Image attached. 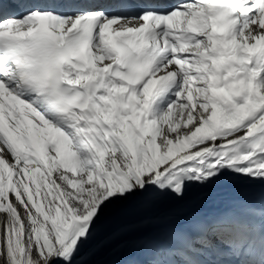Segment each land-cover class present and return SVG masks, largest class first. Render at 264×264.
Listing matches in <instances>:
<instances>
[{
    "label": "snow or ice",
    "instance_id": "1",
    "mask_svg": "<svg viewBox=\"0 0 264 264\" xmlns=\"http://www.w3.org/2000/svg\"><path fill=\"white\" fill-rule=\"evenodd\" d=\"M221 182L129 264H264V0H0V264H83L114 207Z\"/></svg>",
    "mask_w": 264,
    "mask_h": 264
},
{
    "label": "bare ground",
    "instance_id": "2",
    "mask_svg": "<svg viewBox=\"0 0 264 264\" xmlns=\"http://www.w3.org/2000/svg\"><path fill=\"white\" fill-rule=\"evenodd\" d=\"M136 205H119L109 211L95 229L83 264H129L133 259H141L148 237L163 236L174 225H164L168 221L165 216L153 215L160 209L148 206L139 211Z\"/></svg>",
    "mask_w": 264,
    "mask_h": 264
}]
</instances>
